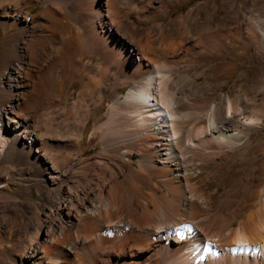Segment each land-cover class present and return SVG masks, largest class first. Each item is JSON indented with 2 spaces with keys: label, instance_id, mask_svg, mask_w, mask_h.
<instances>
[{
  "label": "bare ground",
  "instance_id": "bare-ground-1",
  "mask_svg": "<svg viewBox=\"0 0 264 264\" xmlns=\"http://www.w3.org/2000/svg\"><path fill=\"white\" fill-rule=\"evenodd\" d=\"M32 1L40 0H0V25H15L5 36L0 63V114L5 106L10 123L0 122V153L33 138L32 118L46 133L55 128L48 111L61 99L67 75H79L83 83L66 109L74 149L81 147L91 106L121 86L129 90L115 95L109 112L95 118L92 136L104 146L90 162L97 170L82 190H67L55 214L37 218L15 264H75V258L82 264H139L152 251L159 257L171 253L184 264H264V163L239 181L245 192L233 217L219 213L218 225L207 222L220 188L208 194L200 180L210 179L217 167L225 192L233 188L238 172L228 161L251 147L253 131L261 134L258 149H264V126L230 93L217 98L203 90L197 71L182 70L191 57L208 53L198 48L196 8L159 21L170 10L167 0H46L28 17L22 8ZM133 12L136 19L129 16ZM246 29L239 30L249 43L264 46V31L257 35L252 23ZM231 35L216 30L205 36H220L229 47ZM223 68L227 75L232 70L223 63L211 77ZM28 147L36 158L49 151L44 140ZM256 171L259 176H251ZM165 187L172 197L159 193ZM245 205L252 211L235 227ZM164 206L171 208L168 215L161 212ZM182 216L190 224H178ZM168 219L173 220L167 225ZM47 223L58 229L43 238Z\"/></svg>",
  "mask_w": 264,
  "mask_h": 264
},
{
  "label": "rangeland",
  "instance_id": "rangeland-1",
  "mask_svg": "<svg viewBox=\"0 0 264 264\" xmlns=\"http://www.w3.org/2000/svg\"><path fill=\"white\" fill-rule=\"evenodd\" d=\"M45 2L46 0L32 1L25 4L22 11L24 13L27 11L28 17L34 16L44 8ZM167 4L170 10L163 11L159 21H168L196 8L194 14L199 19L198 48H203L205 52H208L204 57L203 53L185 61L182 70L186 71L190 68L189 73L192 75L197 71L199 73L197 80L202 84L203 90L212 92L217 98H224L225 94L230 93L234 101L246 105V115H256V117L261 118L264 126V46L257 41L249 43L248 38L243 37L239 30H243V33L246 34V25L252 23L255 30L257 29V35L264 31V0H167ZM129 16L136 19L134 12L130 13ZM137 23L145 25L139 20ZM14 27L13 23L10 26L8 24L0 25V63L5 36ZM216 30L232 34L230 38H227L228 42L231 43L229 47L222 43L220 36L214 37L212 41L205 36L206 33ZM230 40L232 41L230 42ZM91 57L93 60L98 59L95 55ZM89 58L90 56L85 59ZM195 63L197 65H194ZM223 63H228L232 67L231 72L227 75L224 73L225 68H223L220 70L221 74L212 78L213 69ZM82 84V78L79 75L65 76L63 81L64 93L61 94V99H57L56 104L48 111L55 117V128L46 133L41 126V121L32 118L30 125L33 129L34 139L29 138L27 141L23 139L22 141H25L26 145L20 143L19 146L8 147L0 153V264H15L16 260L20 263L21 254L18 255L17 252L20 250L21 241L24 237H29L33 227L37 224V218L43 217L45 213L55 214L60 202L66 197L67 190L70 187L71 189L79 188L82 190L86 186L87 181L85 180H87L88 175L97 170L90 162L94 160L92 157H95L104 146L100 138L95 139L92 136L95 118L107 114L114 96L126 94L129 86H121L112 93H106L104 100L97 107L91 106L84 124V130L81 131V147L74 149L72 140L67 138V132H69L67 126L70 124L65 121L66 109L77 98ZM3 108L0 114V122L9 125L8 113L5 111L7 108L5 106ZM43 110L40 109L38 113L47 112L46 109ZM103 131L104 129L99 134H102ZM260 138L261 134H256L253 131L251 147L243 151L242 154H233L229 159L228 166L238 174L232 177L233 188L227 193L223 187L225 176L218 171L217 167L212 169L210 179L204 176L205 179L200 180L201 187H205L208 194H212L215 189L220 188V191L218 190V193L213 195L215 205L211 212V218L207 221L209 225L215 227L222 221L219 213L233 217V211L238 205V200L244 197L245 192L242 187H238L239 181L241 179L246 180L252 169L264 163V149H258L261 142ZM41 140L46 141L49 151L47 154H41L39 158H36L28 152V146H37ZM259 174L260 172L256 171L251 176L258 177ZM116 175L119 178L122 177L119 173ZM152 177L154 178V176ZM194 180L198 182V176ZM130 182L127 181L126 184L130 186ZM257 182L262 183L261 180ZM166 190L165 187L163 190H159V193H166L168 197H172L171 191L167 190L166 192ZM229 192L231 194L228 197ZM168 206L162 207L161 212L165 214L167 211L166 214L168 215L171 212V208ZM156 208L151 205V211L154 209L155 212L158 211ZM250 210L252 211L251 207L244 206L242 215L236 219L235 227L239 226L238 222L250 213ZM136 216H140V214L137 213ZM180 219L181 222L178 224H190L189 218L187 220L182 216ZM171 220L173 219L166 220L165 224L172 223ZM53 225L54 223H47L46 226L41 227L42 232L45 231L43 238H45L47 231L58 229L57 225ZM74 226V230L80 228L78 225ZM103 251L108 253L107 248ZM152 255L154 256L151 257ZM166 255L169 257H159L158 253L153 251L146 252L139 264L142 261L141 264H175L172 259L175 260L174 262L184 264L179 259L176 261V257L171 253ZM97 256L102 258L104 255L98 253ZM200 257L201 255L198 256L199 259ZM153 258H157V260ZM75 259H77L74 260L75 264H82L79 258ZM101 262L99 264H110V262L105 263L103 260Z\"/></svg>",
  "mask_w": 264,
  "mask_h": 264
}]
</instances>
